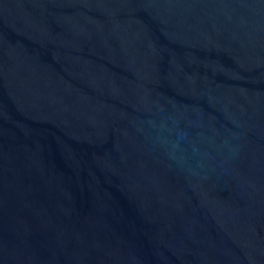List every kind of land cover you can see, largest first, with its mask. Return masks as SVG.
Segmentation results:
<instances>
[{"label": "water", "instance_id": "1", "mask_svg": "<svg viewBox=\"0 0 264 264\" xmlns=\"http://www.w3.org/2000/svg\"><path fill=\"white\" fill-rule=\"evenodd\" d=\"M0 264H264V0H0Z\"/></svg>", "mask_w": 264, "mask_h": 264}]
</instances>
